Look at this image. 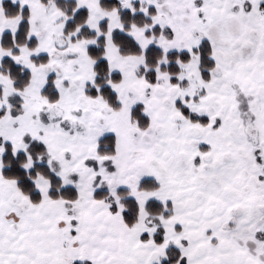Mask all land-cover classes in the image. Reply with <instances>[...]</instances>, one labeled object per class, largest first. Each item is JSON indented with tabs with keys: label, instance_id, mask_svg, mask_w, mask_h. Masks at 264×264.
<instances>
[{
	"label": "snow or ice",
	"instance_id": "obj_1",
	"mask_svg": "<svg viewBox=\"0 0 264 264\" xmlns=\"http://www.w3.org/2000/svg\"><path fill=\"white\" fill-rule=\"evenodd\" d=\"M0 264H264V0H0Z\"/></svg>",
	"mask_w": 264,
	"mask_h": 264
}]
</instances>
